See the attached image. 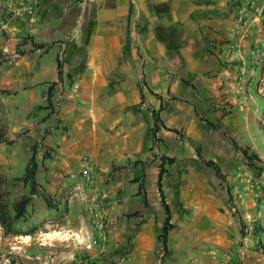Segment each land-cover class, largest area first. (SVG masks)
Here are the masks:
<instances>
[{"label": "rangeland", "instance_id": "obj_1", "mask_svg": "<svg viewBox=\"0 0 264 264\" xmlns=\"http://www.w3.org/2000/svg\"><path fill=\"white\" fill-rule=\"evenodd\" d=\"M252 21L245 18L244 31L231 34L228 61L221 64L219 60L218 69L206 72L203 80L178 85L181 97H174L168 89L158 111L176 129L166 130L170 134L153 142L148 157L103 170L95 165L101 189L112 188L118 195L132 192L134 180H142L151 206L149 215L162 221L156 188L158 166L161 156L175 159L173 164L163 162V192L177 225L167 253L160 250L157 240L151 244L133 240L145 210L115 219L109 208H119L121 197L112 205L110 198H102L103 210L98 211L72 197L74 184L65 179L77 181L79 165L78 170L72 167L73 171L59 175L62 171L57 170L55 159L64 154L58 155L44 143L46 135L57 130L65 133L57 119L65 93L57 86L56 96L48 103V90L15 81V72L22 80L32 72L28 52L19 48L29 42V36L21 38L14 53L0 47V130L6 132L7 140L0 143V264H264V18ZM12 37L0 33L4 40ZM56 52L55 48L45 60L46 68H55ZM50 87L55 89L56 84ZM191 110L219 128L189 118L186 112ZM148 117L152 121L151 114ZM48 118L51 120L46 122ZM38 125L44 128L43 135L36 134ZM149 140L151 136L144 131L143 144ZM34 144L36 192L23 217L16 218L17 204L30 192L29 181L23 180ZM197 148L202 159L218 164L224 180L202 163ZM177 189L193 192L188 198L190 210L212 212L200 228L182 229L180 197L173 196ZM74 233L79 240L73 239ZM182 236L185 240H178Z\"/></svg>", "mask_w": 264, "mask_h": 264}, {"label": "crops", "instance_id": "obj_2", "mask_svg": "<svg viewBox=\"0 0 264 264\" xmlns=\"http://www.w3.org/2000/svg\"><path fill=\"white\" fill-rule=\"evenodd\" d=\"M245 18L255 23L262 17L225 0H41L34 24H10V32L3 33L13 37L0 38V47L12 53L21 38L29 36V42L19 48L28 52L32 72L26 80L15 72V81L43 87L42 92H47L49 84H56L52 95L56 96L58 87L65 93L57 114L65 133L57 130L46 135L44 141L58 155L64 154L55 159L57 170L62 171L59 175H63L73 171L72 167L78 170L80 154L88 156L101 170L148 157L153 142L163 140V135L171 132L159 127L153 139L152 111L158 113L161 124L176 129L175 125H167L158 111L168 89L174 97H181L177 94L178 85L203 80L206 72L218 69L219 60L221 64L228 61V40L232 33L244 31ZM31 43L45 47L34 48ZM55 48V68H46L45 60ZM58 61L62 63L60 80ZM184 100L177 101L188 105L190 100ZM186 114L189 118L200 116L193 110ZM36 131L37 135H43L44 128L38 125ZM144 131L151 136L146 144H143ZM132 185V192L120 195L112 188L104 190L98 185L99 196L110 198L111 205L117 204V198L121 197L119 208H109L115 219L117 215L132 214L143 203L146 191L139 194L138 183ZM192 193L173 191V196L180 197L178 204L182 205L185 230L200 228L212 213L190 210L188 198ZM133 203L136 207L129 210ZM150 210L148 203L143 212L144 222L133 240H149L150 244L159 241L164 213L161 221L150 216ZM171 223L173 229L167 235L168 240H172L177 229L172 219ZM178 240H185L184 236Z\"/></svg>", "mask_w": 264, "mask_h": 264}, {"label": "built area", "instance_id": "obj_3", "mask_svg": "<svg viewBox=\"0 0 264 264\" xmlns=\"http://www.w3.org/2000/svg\"><path fill=\"white\" fill-rule=\"evenodd\" d=\"M41 0H0V33L10 32V24L26 22L34 24L40 10ZM227 4L239 9L253 10L256 17L264 18V0H225ZM257 21V20H256ZM78 180L73 181L72 197L75 196L89 204L91 211L103 210L97 180L94 175L95 164L86 156L79 157ZM73 178V177H72Z\"/></svg>", "mask_w": 264, "mask_h": 264}, {"label": "trees", "instance_id": "obj_4", "mask_svg": "<svg viewBox=\"0 0 264 264\" xmlns=\"http://www.w3.org/2000/svg\"><path fill=\"white\" fill-rule=\"evenodd\" d=\"M31 45L34 48L45 47V45H38V44H34V43H31ZM57 72H58V77L60 80L61 76H62V63L60 61L57 62ZM52 92H53V88L50 87L48 89V93H47V97H46V100L48 101V103H50V100L52 97ZM152 115H153V119H154V126L151 129V134H152L153 139L155 140L156 139V133L159 130V127H162L165 130H170V129H168L166 126L161 124V120H160L157 112L152 111ZM198 117H199L200 121L205 122L209 126H211L213 128H219L218 126L214 125L213 123L206 121L203 117H201V116H198ZM172 131L177 133L176 130H172ZM6 141H7L6 140V132L0 130V143H4ZM232 144H233L235 149H238L237 145L233 141H232ZM196 150H197V157L202 161V163L205 166L211 168L217 178H219L220 180H224V175L222 174L218 164L212 160L202 159L200 154L198 153V148ZM242 153H243L244 157H247L246 152L243 151ZM35 155H36V144H34L30 148V157H29L27 165H26L25 178L23 180L24 182L29 181V183H30L29 196L17 204V206H16V218L23 217V215L25 214V210H26V204L28 203L29 199L35 195V192H36V184L34 182V178H35V172L37 169V164L35 161ZM45 157L47 158L49 156H45ZM161 161H162V163L158 166L157 179H156V188H157V192L159 195V204H160L161 208L163 209V213H164L163 225L161 228V233L159 235V244H160V250L164 253H167L168 252L167 235H168L169 231L173 229V225L171 223V219H172L171 210H170L169 205L166 202L165 194L163 192L162 181H163V177L166 173V169L163 166V162H167L168 164H173L175 159L174 158H167L165 156H161ZM141 175L144 176L143 174H141ZM134 182L138 183L139 194L143 193L145 191L144 182L142 180H138V179L134 180ZM227 193H229V191H227ZM228 195H229L228 198L230 199V194H228ZM142 200H143L142 209L140 211L134 212L129 217L136 216V215L140 214L142 210H145L148 208V202H147V199H146L144 194H143Z\"/></svg>", "mask_w": 264, "mask_h": 264}, {"label": "bare ground", "instance_id": "obj_5", "mask_svg": "<svg viewBox=\"0 0 264 264\" xmlns=\"http://www.w3.org/2000/svg\"><path fill=\"white\" fill-rule=\"evenodd\" d=\"M71 236H75V234H72ZM76 237H77V236H76ZM78 237H79V236H78ZM78 237H77V238H78Z\"/></svg>", "mask_w": 264, "mask_h": 264}]
</instances>
